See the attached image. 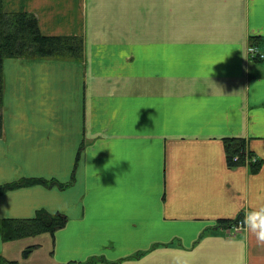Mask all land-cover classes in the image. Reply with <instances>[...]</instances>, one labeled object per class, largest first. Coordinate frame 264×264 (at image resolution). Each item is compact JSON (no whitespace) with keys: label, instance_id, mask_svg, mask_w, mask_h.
Wrapping results in <instances>:
<instances>
[{"label":"crops","instance_id":"crops-1","mask_svg":"<svg viewBox=\"0 0 264 264\" xmlns=\"http://www.w3.org/2000/svg\"><path fill=\"white\" fill-rule=\"evenodd\" d=\"M3 6L34 12L46 34L85 32L91 64L86 75L74 60H4L0 185L65 186L0 192L3 255L14 259L2 220L44 209L69 217L39 239L58 264H264L245 220L264 208V60L247 52L249 40L264 48V0ZM227 137L245 138L260 168L229 166ZM239 216L241 229L219 224Z\"/></svg>","mask_w":264,"mask_h":264},{"label":"trees","instance_id":"trees-1","mask_svg":"<svg viewBox=\"0 0 264 264\" xmlns=\"http://www.w3.org/2000/svg\"><path fill=\"white\" fill-rule=\"evenodd\" d=\"M85 51L83 36L51 35L41 30L38 17L29 11H7L0 0V136L4 131L3 99L5 91L4 60L8 57H38V58H80ZM225 151L229 166L237 167L244 164L246 140L241 137H227L224 139ZM240 155L238 162L233 161L235 155ZM260 161V160H259ZM253 170H258L261 162L250 164ZM42 183L47 186H65L56 179L23 178L18 181L1 184L0 192L26 184ZM240 218V216L238 217ZM238 218H221L219 224L234 226ZM69 220L62 212L51 213L40 209L34 217L6 218L1 222V232L4 241L10 242L23 237L36 236L48 232L55 236V232L62 228ZM32 244L24 250L27 256L33 247ZM96 258L92 257L84 262L71 261L65 264H90ZM101 259V257H99ZM0 264H20L17 259H10L0 252Z\"/></svg>","mask_w":264,"mask_h":264},{"label":"rangeland","instance_id":"rangeland-1","mask_svg":"<svg viewBox=\"0 0 264 264\" xmlns=\"http://www.w3.org/2000/svg\"><path fill=\"white\" fill-rule=\"evenodd\" d=\"M34 13V12H33ZM123 33L127 36L126 34V30L123 31ZM124 34H121L122 36H124ZM80 36H83L84 38V43H85V48H86V41H87V35L86 33H82V34H78ZM249 43H253L252 40H249ZM141 42L140 41H134V46L135 48H139L140 47ZM130 41H127V45L126 48L130 51ZM128 50H123V60L122 63L125 59V55H127L128 53L132 52V51H128ZM27 58H31V59H36L38 57H27ZM41 59V58H38ZM45 59H59V60H74L77 62H80L82 64L85 65L86 67V71L87 74L89 75V70L91 67L90 61L88 60V56H87V48L83 53V56L80 58H71V57H66V58H58V57H49V58H45ZM87 85V83H86ZM114 90V89H112ZM242 222L243 224H245V220L244 217L238 218L237 222ZM226 228L229 226H225ZM232 227V226H230ZM234 228V226H233ZM235 230V229H234ZM47 233V232H45ZM44 233H40L38 235H36L34 237V245L39 244V246H35L33 247V249L31 250V252H29V254L26 256L24 254V250L30 246L29 244H31V242L33 243V241L30 242V239L33 237H23L17 240H13L12 243L9 244L8 246V250H10V252H8L7 255L12 256L14 259H17L19 261L20 264H58L56 263L52 257H51V250H52V243H51V237H49L48 239H45L43 244H41V242H39V239L42 237ZM41 244V245H40Z\"/></svg>","mask_w":264,"mask_h":264},{"label":"built area","instance_id":"built-area-1","mask_svg":"<svg viewBox=\"0 0 264 264\" xmlns=\"http://www.w3.org/2000/svg\"><path fill=\"white\" fill-rule=\"evenodd\" d=\"M263 44H264V37H263ZM247 52L250 59H259L264 60V48H262L257 42L253 41V43L248 44ZM240 160V155L237 154L234 156L233 161L238 162ZM259 158L253 154H251L246 147L245 153H244V162L247 164L258 162ZM236 229H241V226H243V223L240 221L236 224Z\"/></svg>","mask_w":264,"mask_h":264},{"label":"clouds","instance_id":"clouds-1","mask_svg":"<svg viewBox=\"0 0 264 264\" xmlns=\"http://www.w3.org/2000/svg\"><path fill=\"white\" fill-rule=\"evenodd\" d=\"M246 223L254 231L260 239L264 240V208L254 209L245 217Z\"/></svg>","mask_w":264,"mask_h":264},{"label":"bare ground","instance_id":"bare-ground-1","mask_svg":"<svg viewBox=\"0 0 264 264\" xmlns=\"http://www.w3.org/2000/svg\"><path fill=\"white\" fill-rule=\"evenodd\" d=\"M82 264V263H81Z\"/></svg>","mask_w":264,"mask_h":264}]
</instances>
